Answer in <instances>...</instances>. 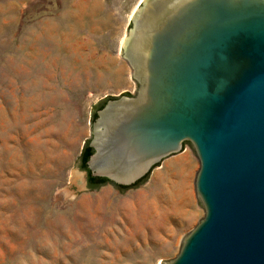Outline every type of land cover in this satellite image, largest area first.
<instances>
[{
  "label": "rangeland",
  "instance_id": "374dc122",
  "mask_svg": "<svg viewBox=\"0 0 264 264\" xmlns=\"http://www.w3.org/2000/svg\"><path fill=\"white\" fill-rule=\"evenodd\" d=\"M139 0H0V264H162L203 216L189 141L125 187L79 168L89 111L135 92Z\"/></svg>",
  "mask_w": 264,
  "mask_h": 264
},
{
  "label": "water",
  "instance_id": "95a60500",
  "mask_svg": "<svg viewBox=\"0 0 264 264\" xmlns=\"http://www.w3.org/2000/svg\"><path fill=\"white\" fill-rule=\"evenodd\" d=\"M129 20L135 92L89 111L90 175L130 185L189 141L203 216L162 264H264V0H139Z\"/></svg>",
  "mask_w": 264,
  "mask_h": 264
},
{
  "label": "trees",
  "instance_id": "16d2710c",
  "mask_svg": "<svg viewBox=\"0 0 264 264\" xmlns=\"http://www.w3.org/2000/svg\"><path fill=\"white\" fill-rule=\"evenodd\" d=\"M124 94H128V93H124ZM112 98V97H111ZM107 99V98H106ZM106 99H103L101 101H99L96 105V109L100 108L104 102L106 101ZM95 109V110H96ZM95 110L92 112V115H91V121H93V119L95 118L96 114H95ZM88 140H86L84 142V144L82 145L81 147V150H80V153H79V168L80 169H83V170H86L87 172V175H86V182H87V186L92 189V188H96L97 186L103 184L105 181H109L108 179H106L105 177H100V176H92L90 175L89 173V170L87 169L86 167V160L89 156V154L92 152V148L90 146H88L87 144ZM183 143L182 142V146H183ZM146 176V173L141 177L139 178L138 180L135 181V183L139 182L141 179H143L144 177ZM111 182V181H110ZM133 183V184H135ZM121 187H125L127 185H119Z\"/></svg>",
  "mask_w": 264,
  "mask_h": 264
},
{
  "label": "flooded vegetation",
  "instance_id": "af4514ba",
  "mask_svg": "<svg viewBox=\"0 0 264 264\" xmlns=\"http://www.w3.org/2000/svg\"><path fill=\"white\" fill-rule=\"evenodd\" d=\"M86 184H87V182H86Z\"/></svg>",
  "mask_w": 264,
  "mask_h": 264
}]
</instances>
